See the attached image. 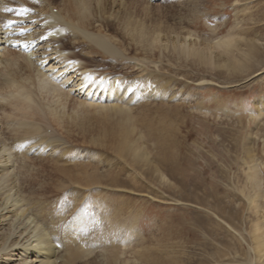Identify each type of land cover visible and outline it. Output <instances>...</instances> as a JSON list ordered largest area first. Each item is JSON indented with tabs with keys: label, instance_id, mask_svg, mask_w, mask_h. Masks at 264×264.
Returning a JSON list of instances; mask_svg holds the SVG:
<instances>
[{
	"label": "rangeland",
	"instance_id": "1",
	"mask_svg": "<svg viewBox=\"0 0 264 264\" xmlns=\"http://www.w3.org/2000/svg\"><path fill=\"white\" fill-rule=\"evenodd\" d=\"M67 1L53 0V5L60 9ZM107 1L100 0V4L105 5L102 7L108 11V15L129 14L133 21L142 23L148 29L158 28L160 44L154 48L136 44L116 28L118 32L111 34V38L127 49L129 60L125 62L126 67L122 65L123 61L110 62L97 50L89 55L95 57L93 63L88 62L89 56L86 55L79 57L80 63L89 70L110 76L109 68L115 64L118 66L112 70L120 67V73H114V77L136 80L146 76L150 82H156L155 87L169 81V91L176 93V96L166 100L160 98V105L153 97L147 101V107L152 106L153 101L157 104H154L155 107L159 106L160 109L147 114L146 120L149 119L151 128L147 132V127L142 128L150 158L159 166L164 181H160L150 169L140 166L132 169L130 164L116 158L108 140L100 145H82L85 150L82 147L74 148L82 152L81 159L86 155L85 161L90 152H96L97 156L90 161L98 165L99 173L106 167L130 184L125 188H106L101 194L94 187L91 194L87 192L82 195L84 198L89 195L88 204H91L87 205L88 210H95L99 201L105 204L110 202L120 211V218L137 220L139 236L133 238L128 248H121L120 255L124 251L126 253L119 255L117 264L126 261L127 264H241L251 261L252 264H264V256L259 260L249 249L253 246V227L260 224L264 231V115L259 117L257 110L258 102L264 99V0H109V4H106ZM94 2L91 0L90 3L96 4ZM36 3L39 0H3L0 6L1 16H8L9 21H13L7 26L0 24V84L6 74V63L12 60L22 64L21 54L26 52V49L17 46V42L9 40L17 37L22 40L31 30V26L23 27L27 24L26 14L18 15L16 10L27 8L32 11ZM7 7L13 11H6ZM103 19L98 20L117 25L114 17L105 15ZM187 32L195 36L189 38V42L200 40L201 43L238 34L240 37L234 35V39L243 51L246 52L248 43H254L256 59L249 60L247 67L240 72L223 69L206 71L204 67L173 57L169 47L163 49L169 41H174L175 37L180 39ZM72 52L68 51L69 56ZM235 55L245 61L237 52ZM79 78L67 84H74ZM66 90L67 100L63 99L61 103L65 105V113L70 114L73 103L83 99V95L74 88L68 87ZM6 96V92L0 89V139L7 142V138L11 137L8 124L25 115L47 128V134H53L69 146L65 130L58 128L50 117L34 112V116L28 112L22 115V110L18 111L13 104L1 100L7 99ZM42 99L49 101L44 97ZM140 107L144 106L135 105L134 113L141 110ZM167 110L168 114L165 113ZM249 152L261 163L258 171L263 199L259 201L261 208L258 210L249 207L251 190L245 179ZM12 153L15 154L14 151ZM51 163H48L46 173L37 178H30L24 170L22 175V171L17 172L16 178L24 190L46 194L41 199L55 200V206L56 202L65 198V202L69 200L68 204L71 205L73 199L68 194L81 188L66 186L64 175L61 177L52 169L60 165ZM16 166L17 163H14V172ZM59 184V188L62 184L65 187L59 189ZM103 222L100 221L102 226L108 224L107 221ZM5 225L6 222H0V234L8 230ZM95 254L100 253L97 251ZM13 255L10 259L0 256V264L23 262V255ZM30 260L37 264L32 258Z\"/></svg>",
	"mask_w": 264,
	"mask_h": 264
},
{
	"label": "bare ground",
	"instance_id": "2",
	"mask_svg": "<svg viewBox=\"0 0 264 264\" xmlns=\"http://www.w3.org/2000/svg\"><path fill=\"white\" fill-rule=\"evenodd\" d=\"M90 2L91 0H71L59 9L53 5V0H39L37 6L24 16L27 24L23 27L31 26L29 34L22 40H18L17 36L16 39L9 40L17 42V46L26 49L28 54H21L22 64L12 60L6 63V74L0 89L6 92L7 99L1 100L13 104L18 111L22 110V115L23 112H28L31 115L41 113L43 117H50L58 128L65 130L66 139L70 141L67 146V143L61 142L53 134H47V128L25 115L21 119L11 120L8 124L11 137L7 138V142L0 139V222H6L5 226L8 227L4 234H0V256L10 259L14 253L15 256L23 255L21 264H33L31 258L37 264H117L119 257L126 253L124 251L120 255L121 248H128L133 243V238L139 234L137 220L122 216L120 218L119 210L109 201L112 206L99 201L100 204L96 203L95 210L87 209V205L91 204H88L89 195L86 198L82 195L87 192L91 194L94 187L101 194L106 188H125L130 184L106 167L99 173L98 165L90 161L97 156L96 152L87 153L85 161L86 155L81 159L82 152L74 148L87 144L100 145L108 140L116 158L130 164L132 169L139 166L150 169L158 175L160 181L165 180L155 160L150 158L142 128L147 127L146 132L151 128L149 119L146 120L147 114L160 109L159 106L155 107L157 104L153 101L152 106L147 107V101L153 97L159 104L160 98L166 100L176 96V93L169 91L170 82L155 87L156 82H150L146 76L136 80L114 77V73H120V67L112 70L118 65L110 66V76L89 70L79 61L82 55L89 56L97 50L110 62L123 61L122 65L126 67L125 62L129 60L127 49L111 38V34L118 32L116 28L121 29L134 43L148 48L160 44V32L157 31L158 28L148 29L142 23L133 21L129 14L108 15L100 0H96V4ZM108 2L110 1L106 4ZM2 3L3 0H0V6ZM105 15L117 19V25L113 22L105 23ZM0 18V24L9 25L8 16L3 17L0 14ZM99 18L104 23L101 20L99 22ZM95 23L100 24L95 26ZM234 35L240 37L238 34H229L215 42L204 40L201 43L200 40L189 42L193 34L187 32L180 39L175 37L174 41H169L163 49L169 47L173 57L204 67L206 71L223 69L240 72L247 67L249 60L256 59L257 53L253 42L247 44L246 52L239 48V42L234 39ZM68 51H73L71 56ZM234 52L243 56L245 61L234 56ZM94 60L95 57H88V62L93 63ZM46 66L48 67L44 68ZM78 77L80 78L74 84H67ZM68 87L82 92L83 95V99L73 103L70 114L65 113V105L61 103V100H67L68 91L65 88ZM36 92L49 101L39 98ZM135 105L144 107L134 113ZM257 110L259 117L264 115V99L258 102ZM165 113L168 114V110ZM93 132L96 133L92 134ZM50 162L60 165L52 169L60 173L61 177L64 175L66 186L69 184L81 188L79 191L74 189L76 194H68L73 199L71 205L68 204V198V202H65V198L58 201L59 203L56 202L59 205L57 209L55 200L51 202L46 198L41 199L46 194L24 190L22 183L16 178V173L22 171V175L23 170L30 178H37L38 175L46 173ZM14 163H17L15 172ZM245 165V179L251 190L248 197L249 207L258 210L261 208L259 201L263 199L262 180L258 171L261 163L249 152ZM262 165L264 167V163ZM62 185V188L65 187ZM59 186L60 184L57 187ZM74 202L78 204H73ZM101 220L108 224L102 226ZM252 230L253 246H249V249L260 260L264 256V231L260 224H256ZM97 251L100 254L96 255ZM88 258L91 260H87ZM241 264H252V261Z\"/></svg>",
	"mask_w": 264,
	"mask_h": 264
},
{
	"label": "snow or ice",
	"instance_id": "3",
	"mask_svg": "<svg viewBox=\"0 0 264 264\" xmlns=\"http://www.w3.org/2000/svg\"><path fill=\"white\" fill-rule=\"evenodd\" d=\"M6 11H13V9H10V8H8V9H6ZM17 11V14L18 15H25V14H27L28 12H29V9H27V8H20V9H17L16 10ZM13 23V21H9L8 22V24L10 25V24H12Z\"/></svg>",
	"mask_w": 264,
	"mask_h": 264
}]
</instances>
